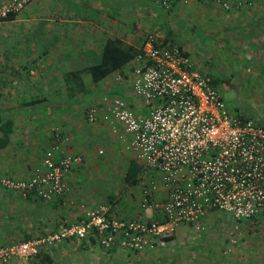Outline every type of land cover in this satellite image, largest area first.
Wrapping results in <instances>:
<instances>
[{
  "label": "built area",
  "instance_id": "obj_1",
  "mask_svg": "<svg viewBox=\"0 0 264 264\" xmlns=\"http://www.w3.org/2000/svg\"><path fill=\"white\" fill-rule=\"evenodd\" d=\"M164 9L177 1L155 0ZM224 8L230 2L214 0ZM32 0H0V24L8 14L19 13ZM147 34L129 65L131 92L148 106L136 113L120 97L104 98L85 111L88 122H103L122 137L144 172L142 207L154 211L149 221L141 216L122 219L108 215V206L85 210L84 218L62 224L46 238L0 243V264L12 258L26 259L44 242L62 237L84 238L96 231L100 242L112 244L120 233V245L152 247L156 238L171 234L181 223H197L212 211L235 220H264V122L231 110L211 78L176 45L160 46ZM121 74L116 76L121 79ZM124 136V134H123ZM126 137V136H125ZM64 136L53 127L49 147L27 178L2 177L0 184L21 193L48 200L67 190L65 175L79 156L62 154ZM160 194V198L155 195Z\"/></svg>",
  "mask_w": 264,
  "mask_h": 264
},
{
  "label": "crops",
  "instance_id": "obj_2",
  "mask_svg": "<svg viewBox=\"0 0 264 264\" xmlns=\"http://www.w3.org/2000/svg\"><path fill=\"white\" fill-rule=\"evenodd\" d=\"M186 5L184 10L180 7L183 4L174 3L164 11L153 0H32L13 20L0 24V120L12 121L10 140L0 150V177H29L49 147L53 126L64 136L62 154L80 157L65 175L68 191L58 199L40 202L32 193L24 198L0 186L1 241L50 234L60 223L83 216L87 208L83 197L95 195L98 185L82 189L81 171L86 170H78L86 163L98 164L93 155L95 145L105 144L106 136H111L108 124L86 119L85 111L94 99L119 93L136 113L148 112V106L132 98L130 88H123L122 79L110 85L112 75L97 82H91L85 72L70 81L64 75L98 63L110 36L137 48L143 36L154 30L171 39L176 25L168 20L176 19L177 13L195 12L197 6L200 10L204 2L191 0ZM165 15L170 16L168 20ZM178 22L186 24L183 19ZM13 24L18 26L11 28ZM21 24L24 26L19 27ZM130 64L114 77L120 73L123 80L130 77ZM79 84L87 87L79 88ZM107 205L120 216L141 211L140 206L136 210L134 206L123 208L115 200ZM142 214L152 219L156 213L146 209ZM187 250L176 245L170 249L163 241L142 252L105 250L88 234L43 247L29 262L16 259L11 264H197L199 255Z\"/></svg>",
  "mask_w": 264,
  "mask_h": 264
},
{
  "label": "rangeland",
  "instance_id": "obj_3",
  "mask_svg": "<svg viewBox=\"0 0 264 264\" xmlns=\"http://www.w3.org/2000/svg\"><path fill=\"white\" fill-rule=\"evenodd\" d=\"M229 2V8H231L224 9L219 3L209 4L204 0V5L200 10L197 6L195 12H186L183 16L177 13L176 19L170 18V20H168L170 16L165 15L164 19L176 25L171 34L173 44L182 46L183 51L198 69L219 79L220 83H217L216 88L227 106L231 110L237 109L258 122H264V21H261L264 10L255 4L247 10L245 8L239 10L234 7L232 0ZM187 3H180L183 4L180 6L181 9L186 10ZM163 10L168 9L163 8ZM226 10L229 12L227 13ZM178 19H183L186 24H179ZM15 26L18 25L13 24L11 28ZM22 26L24 24L19 27ZM147 34L161 35L155 30ZM147 34L143 36L142 41ZM256 37L258 40H255ZM114 75L111 76L110 85L113 81L120 82L122 79L120 83L123 88L127 86L131 90V77L124 80V77H121L117 80ZM105 97L122 98L119 93L105 94L100 100L97 101L96 98L91 103L101 104ZM124 138H128L125 133H122L120 138L111 132V136H106L105 144L95 145L93 155L99 159L98 164L86 163L78 170L79 173L82 169L86 170L85 173L81 171L83 178L79 183L82 184V189L98 185L95 195L83 197L85 201L83 205L87 207L86 209L94 208L101 203H112L113 200L116 205L123 208L126 205L128 208L134 206L133 210H136L140 206L141 187L144 185L142 178L135 184L124 180V173L132 158L131 152L126 148L127 143ZM99 146L101 147L99 150H102L100 153L97 151ZM67 191L68 186L64 194ZM16 222L19 223L18 220ZM65 223L69 222L65 221L62 224ZM0 226L2 227L1 224ZM24 226L26 224L22 220V228H25ZM1 227L0 232L3 231ZM55 233L58 232L47 233L37 238H46ZM172 234L175 240L166 241L165 245L170 249H173L175 245L180 246L183 250L188 249L187 252L190 254L193 251L195 255H199V258L195 260L197 264H264V223L261 221L257 222L254 219L239 221L221 211H213L197 223L179 225ZM3 237L0 235L2 244L19 241L16 239L11 240L16 242H4L1 241ZM70 238L73 237L70 236ZM61 240L63 239L44 242L38 250L52 246ZM31 257L34 258L35 255L26 259L14 257L4 264H11L16 259L29 262Z\"/></svg>",
  "mask_w": 264,
  "mask_h": 264
},
{
  "label": "trees",
  "instance_id": "obj_4",
  "mask_svg": "<svg viewBox=\"0 0 264 264\" xmlns=\"http://www.w3.org/2000/svg\"><path fill=\"white\" fill-rule=\"evenodd\" d=\"M207 2L210 3H215L214 0H206ZM226 1H229V0H226ZM156 2V1H155ZM202 2H204V0H202ZM158 5H160V3L156 2ZM174 3H179L177 1H175ZM173 3V4H174ZM232 3L234 4V7L237 8V9H243L245 8L246 10L248 8H251L252 7V4H255V5H258L260 8H263L264 10V0H232ZM172 4V5H173ZM28 5V4H27ZM26 5V6H27ZM25 6V7H26ZM233 6V5H232ZM24 7V8H25ZM160 7H162L160 5ZM172 7V6H171ZM170 7V8H171ZM233 7V8H234ZM23 8V9H24ZM163 8V7H162ZM169 8V9H170ZM224 8V7H222ZM231 8V7H230ZM229 8V9H230ZM22 9V10H23ZM168 9V10H169ZM226 9V8H224ZM228 9V8H227ZM21 10V11H22ZM20 11V12H21ZM231 11V10H230ZM19 12V13H20ZM226 12L228 13L229 11L226 10ZM18 14V13H17ZM17 14H8L7 17H6V20H13L15 18V16ZM241 15H243L241 13ZM261 21H264V16L261 17ZM159 42L161 43L160 46H173V42L171 41V39H169L168 37L164 36V37H160V35H156ZM255 40H258V37L255 38ZM177 46V45H176ZM179 47L182 51H183V48L181 46H177ZM184 53H186L185 51H183ZM138 53V48L135 47V46H132V45H126V44H123L122 41L118 38V37H115V36H110L109 38H107V40L104 42L102 48H101V53H100V60L98 61V63L96 64H93V65H90V66H87L86 68L82 69V70H76V71H70L69 73H67L66 75H64V77H66L65 79H68L67 81H70L71 79H73L74 77H79V75H81L82 73H87V75L89 76L91 82H97V81H100L102 80L103 78L105 77H108L110 75H113L115 73H118L122 70V68L128 64H130L133 59L135 58V56L137 55ZM187 54V53H186ZM264 54V53H263ZM264 56V55H263ZM200 70V69H199ZM202 71V70H200ZM203 72V71H202ZM205 73V72H204ZM210 78H211V82L212 84L216 87L217 83L219 81V79H216L215 77H212L209 75V73H206ZM68 76V77H67ZM70 76V77H69ZM83 87V84H79V88ZM87 85H85L83 88H86ZM218 90V89H217ZM219 91V90H218ZM116 94V93H115ZM221 94V93H220ZM123 99H125L124 97H122ZM126 100V99H125ZM127 101V100H126ZM236 111H238L237 109H235ZM12 121L11 119H1L0 120V150L4 147L7 146L9 140H10V133L12 132ZM143 172L141 170V165L139 164V162L133 158L130 159V162L126 168V171L124 173V180L127 182V183H130V184H135L138 182V180H140L142 178L143 180V175H144V172L143 174L141 173ZM142 174V176H141ZM141 176V177H140ZM5 177V176H4ZM7 177V176H6ZM1 187L5 190H9V191H13V189H9L3 185H1ZM16 192V191H15ZM21 197V193L17 192ZM34 195V194H33ZM142 195V194H141ZM40 202H47V201H51L53 199H58L60 198L61 196H57V197H53V198H50L48 200H43V198H40L39 196L37 195H34ZM24 198L27 197V196H23ZM143 198V197H142ZM143 200L141 199V204H140V209L141 211L136 213V214H133L131 215L130 217H127V216H120L121 214H117V210L114 212V208H111L109 209L108 207V212L107 214L108 215H113V216H116V217H120L122 219H127V218H134L136 216H141V218L143 220H147L149 221L151 217H146L142 214L143 210H146V208L142 207V202ZM101 204H105L107 205V203H101ZM108 206V205H107ZM154 212V211H153ZM84 214H85V210H84V213H83V216L80 217L79 219L75 220V221H78L80 220L81 218H84ZM157 215V214H155ZM159 215H157L156 217L159 219L158 217ZM203 218V217H202ZM254 220H256L257 222L258 221H261L264 223V220L261 219L260 217L259 218H254ZM73 222V221H72ZM181 224H185V223H181ZM180 224V225H181ZM191 224V223H189ZM62 225V223H60L58 225V228L56 230V232H59L60 231V226ZM175 230V229H174ZM90 235L91 237H93V239L102 247L104 248L105 250L107 249H112V248H121V249H125V251H134V252H142L144 250H149V249H153L156 245L157 242H166V241H170L171 239H173L175 236H173V234H169V235H166V236H162V237H159V238H156L154 239L155 241L152 242V247H149L148 245L147 246H144L143 248L141 249H135L133 247H123L120 245V241L119 239L120 238H123V235L120 234V233H117L114 235V237L116 238L112 244L108 245V246H105L104 244H102L100 242V237L101 235H99L96 231H93L91 230L90 232L87 233V235ZM86 235V236H87ZM41 236V235H40ZM85 236V237H86ZM84 237V238H85ZM37 237H32V238H24V239H20L22 241H26V240H30V239H35ZM73 238H77V237H73ZM62 239H72L70 237H62ZM77 239H83V238H77ZM19 240V241H20ZM40 250V249H39ZM36 256V255H35Z\"/></svg>",
  "mask_w": 264,
  "mask_h": 264
}]
</instances>
